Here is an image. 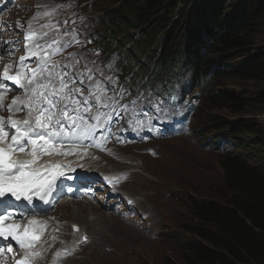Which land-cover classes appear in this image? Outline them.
<instances>
[{"label":"rangeland","instance_id":"obj_1","mask_svg":"<svg viewBox=\"0 0 264 264\" xmlns=\"http://www.w3.org/2000/svg\"><path fill=\"white\" fill-rule=\"evenodd\" d=\"M33 1L34 0H0V44L4 46V50L0 52V55L7 58V60L1 59V63L14 61L16 56L21 54L23 50L21 33L18 32L15 34L13 33V29L18 27V25L21 24V20L29 15V9L25 8L24 4L32 3ZM78 1L80 3L85 0ZM68 2L69 7L77 5L75 0H68ZM118 3L119 0H104L97 6L88 9V14L90 16L87 15L79 19L77 23L87 22V24H93L95 28L98 25L101 26L96 30L88 31L87 34L82 36L76 35V40L69 45L72 52L70 54L79 55V52L82 50H90L96 54L100 62H103V65L111 63L113 58L116 59L115 62L118 64V68L113 71L114 75H119L115 80L111 77L107 80V83L97 84L93 78L87 79L88 84L95 85L98 92L103 94L102 99L97 98L94 102H87L89 108L85 111L90 115V119H87V125H92L91 120L95 115L99 117L101 122L105 120L104 124L107 125L110 117L118 114L120 110L124 111L128 109L115 119L110 120L108 127L100 132L97 147L100 148L104 144L106 146L108 145V147L116 146L119 149L116 152H112L110 157L106 156L102 167L97 169L104 168L106 171H114L119 168H124V165L125 167L127 166L128 162H123V156L126 160L136 159L134 164L135 167L129 169V171L131 173H144L146 176L144 178L146 180L151 179L152 181V179H155L159 182L161 188H154V196L147 200L149 210L154 212L153 217L151 218L149 213L142 214L136 218L133 224L136 227H141L140 238H132L117 243L116 238H112V233H110V228H113L114 225L107 224L102 216V218L97 217L96 219L95 215L78 213L74 206L68 211L69 215L66 211L64 213L61 212L65 217V219L60 217L61 222L65 224L62 233L66 235L69 231L67 225L69 223H75L85 231L80 238H77L78 244L86 242L84 239L85 237L92 238V235L101 237L92 238V240L95 245H101L110 251V256L113 259L112 262L108 264H166V261H177L179 239H188L189 237L184 230V226L192 223L191 216L186 207L188 198H212L217 200L220 192L223 191L222 173L219 164L215 160V157L211 155V151L208 148L202 147L206 140L217 144L218 141H222L223 138L222 135L207 137V133L214 129L216 126L215 123H225L220 129L226 134L228 130L224 128H227L229 124L233 122V119L237 121L240 120L242 124H247V127L254 131L246 135L237 136L235 138V146L231 151L242 155L251 165L255 166L254 163H258L259 166L261 162L262 165L260 169L264 171V114L258 116H232L225 112H217L214 114L205 104V92L203 88L195 89L193 87V80L189 74H177L173 78V81L170 82L165 78L159 83L157 89L151 87L150 80L147 82L148 89L142 87L141 85L144 81L145 74L139 66V63L145 59V54L149 51H153L158 41H162L163 39H158V41L144 46L141 52L134 56L133 51L136 52L138 50L133 45V38L136 39L140 35L138 29L141 28V26L132 27V29L126 33V30L121 27L120 20L105 24L102 23L110 19L108 11L114 8ZM94 19H96V21H94ZM91 28H93V26L89 27V29ZM83 30L84 29L79 28L71 31L70 29H65L63 26L49 32L38 40L36 45L37 51H51L49 48L43 47V44L48 42L51 43L54 48L59 49V44L65 43L67 39L71 38L73 33ZM56 31H61L57 37L54 36ZM257 34L258 35L254 39L255 42H252L251 47L246 49V51L250 52L252 55L258 52V47L261 50L264 48V24L257 29ZM111 52L112 54H110ZM244 52L245 50H243L242 53ZM81 55L82 59H79V62L77 60L76 64H69V69L63 77L67 87L64 88L62 92L60 91L61 78L56 75L57 66H55V64L51 62L43 65L41 62H33L26 65V70L30 72L29 80L32 79L33 70H36L38 66L40 67V71L36 73V78L40 73L43 75L47 73L56 79L55 83L53 81L50 83V85L55 86L57 91V96L54 97L57 101L56 107L52 109L56 116L60 115L59 109L65 106H67L70 113L76 112L85 114V111H78L80 110L79 107H75L72 101L83 100L81 93H85L84 99H90L92 96L97 95L95 91H89L86 89V85H83L85 73L90 71L91 65H89V63L91 57L84 54ZM64 59H71V55L67 58H60L61 61ZM146 67L149 68L148 70L151 69L150 62L146 63ZM103 72L104 71L96 70L93 74L100 75ZM230 83L222 81L221 86H227L229 88L232 84ZM28 84L30 83L28 82ZM246 86L249 88L250 95L248 99H250L251 102L258 98L260 99V94L262 93L261 84H247ZM33 88H35V86H31L27 90L14 91L16 94L15 96L22 99V101L26 96H32L33 98ZM77 88L81 91H70ZM49 90H51V88ZM149 90L150 92L148 93ZM169 90L174 93L168 94L165 100H157V98L161 99L165 97V94L169 92ZM122 97H126L125 101L121 99ZM176 98H178L176 103L172 105ZM153 103L155 104V108L159 104L157 110L155 108H150ZM45 105L47 106L46 103ZM141 106L144 112V115L140 114L142 117H139L130 110L131 108L137 110ZM29 107L31 111L27 110L22 118L33 110L37 111L38 107H43V105L36 106V102L33 101ZM6 108H8V106ZM101 109L104 114L98 112ZM175 115L177 116L176 120L174 123H171ZM8 121L10 122L12 119L10 118ZM128 123L133 124L130 129L132 134L152 133L154 137H157L159 133V138L165 139L163 142L164 144H162L160 148L153 150L143 148L142 154H137L136 151L132 150H123L121 146L126 144L128 140L127 134H122L121 131L123 126ZM10 128L13 127L10 126ZM174 128L180 131L182 138L170 140L172 137L171 133L175 131ZM76 130H80V128L76 127ZM146 139H151V137L145 134L142 140L146 141ZM108 140L110 142H108ZM231 141H234V139ZM256 141L259 142L260 148L255 145ZM57 147L67 148L70 146L57 144L55 148ZM186 148L189 150L187 153L184 151ZM166 150H168L169 153L167 155L165 152ZM251 157H253L252 161ZM255 157H258L259 160ZM181 160L188 161L190 168H187L188 170L186 171L190 172V180L177 175L180 182L177 181L173 186L162 181V179L167 176V168L173 167L174 165L177 166L178 162ZM154 161H157V163ZM85 187L86 195H90L96 201L95 205L98 206L96 209L102 210V213H106L101 208L105 207L107 209V214L112 218H116L114 217L117 216L115 209L109 205L108 199L101 189L98 188L99 192L93 194L91 185H86ZM128 187L129 182L124 185L126 194H128ZM157 197H160L162 202L170 201L173 206L172 214H168L161 210L156 211V209L154 210L150 207L153 206V199ZM136 199L143 200L144 196H136ZM69 201L70 199H62L61 202L66 203ZM99 210L97 213L100 215L101 211ZM52 215V218L55 216L59 218L55 213ZM141 217H145V220L142 221ZM155 224H157L156 228H154ZM88 231L89 233L87 234ZM151 233H153V236H151ZM109 234L111 238H105L109 236ZM67 242L69 243V239ZM68 253H71L69 249H67V254ZM72 253H75V251ZM89 255L90 253L87 251V256ZM61 263L72 264L66 260H63Z\"/></svg>","mask_w":264,"mask_h":264},{"label":"trees","instance_id":"obj_2","mask_svg":"<svg viewBox=\"0 0 264 264\" xmlns=\"http://www.w3.org/2000/svg\"><path fill=\"white\" fill-rule=\"evenodd\" d=\"M121 11L146 28L142 43L150 44L162 35L151 58L158 72L189 71L195 84L207 76L215 83H232L233 88L220 86L215 95L207 92L210 111L264 114V48L258 47L253 55L246 51L264 24V0H119L114 12L108 13ZM247 84L262 85L260 99H248ZM224 129L234 138L254 131L240 120ZM255 145L260 148L258 141ZM218 156L223 191L217 200L188 198L192 223L184 230L189 237L179 239L177 261L166 264H264L262 163L256 167L258 163L251 165L234 152Z\"/></svg>","mask_w":264,"mask_h":264},{"label":"bare ground","instance_id":"obj_3","mask_svg":"<svg viewBox=\"0 0 264 264\" xmlns=\"http://www.w3.org/2000/svg\"><path fill=\"white\" fill-rule=\"evenodd\" d=\"M48 2V0H36V3H38L39 5H41V7ZM40 7V6H39ZM45 8H53V7H48V6H44ZM3 10V9H1ZM43 10V9H42ZM40 11V14H43V11ZM73 12L71 9L68 10V14L69 15V19L71 22H77V19L75 17L72 16ZM31 22V21H29ZM21 30V29H20ZM33 40L28 41L27 45L30 47L33 44ZM64 51H70L71 52V48L68 45H63ZM4 50V46L0 44V52H2ZM32 50V49H31ZM53 52V53H52ZM51 54L49 55V57H53V56H57L56 53L52 50ZM112 54V52L110 53ZM109 54V56H110ZM48 57V58H49ZM1 59H5L7 60L6 57H2L0 55V63H1ZM77 60L79 62V59H67L65 60L63 63L65 66L63 65H55L57 66V74H63L62 78L64 77V75L66 74V71L69 69V64H76ZM116 59H112V62L109 63L108 65H101L103 64V62H100V60L97 58V61H95L93 64H90V71H104L103 73H107L109 71H113L116 70L118 68V64L115 62ZM240 62L239 59L235 60V69L238 68V63ZM103 66V67H101ZM1 68V65H0ZM53 68V67H52ZM22 75H25V73L23 72L22 69L18 70ZM17 71V72H18ZM44 71V70H42ZM13 73H10L8 71V75L10 76ZM60 77V76H59ZM61 78V77H60ZM36 81H38L40 84H49L51 83V81H53L54 83L56 82V79H54L51 75L49 74H38ZM9 82L8 80H5L3 78H0V94L5 96L3 101H0V126H2L4 129L7 130L6 134L3 135L2 140L0 141V149H4L5 151L8 148H11L9 145V140L10 138H12V136L15 134L14 131H9L10 126H6V123L8 122L9 117H13L15 119H17L18 117L20 118V124L19 126L22 124L23 121H29L31 124V128L37 132L41 131L40 129L37 128L36 123H35V117L37 115V111H32L29 112L28 115L24 118H22L23 114L25 112H27V110H31L30 107H27V99L26 101H22V99L15 97L14 99H10L11 97V93H13V88L11 85H8ZM65 82V80H64ZM35 85V83H34ZM222 85V81H217L216 83L209 77H205L203 79H200L199 81L196 82L195 84V89H199V88H203V89H208L212 91V95H215V93L219 90V87ZM10 86V87H8ZM4 87V88H3ZM233 88V86H230ZM3 88V89H2ZM236 92L239 91V89L235 90ZM99 97L102 96V94L98 95ZM94 99V98H93ZM194 99V98H192ZM16 101L15 104L13 103V101ZM30 100H33L32 96H30ZM86 99H84L83 102L86 103L87 105V101H85ZM196 101V99H195ZM20 103H22L20 105ZM3 105H5L6 107L8 106V108H6V112L5 113H1V110L3 109ZM20 105V106H19ZM11 106V108H10ZM43 107H47L45 104H43ZM88 109V105L87 108L84 110ZM213 113L215 114L216 112L213 111ZM74 116H77V114H75ZM176 115L175 118L173 119V121L171 123H174V121L176 120ZM93 125L92 127L94 128V132L92 133H88L85 134L84 136L80 137L81 132L76 131L75 130V126H72L70 124V122L68 120L62 121L63 125L65 126L64 129V133L63 135L60 137V140L62 141V143H56L57 144H63V145H69V146H73L74 143H78L80 145V157L81 160L79 163L74 162L69 156H67V154L65 153V150H60V148H54L51 151H49L50 146H46L45 150H43L44 147L38 149L35 154H33V145L29 146V149L27 152V154L25 155V157H23L21 155V151L18 150L19 145L17 146V149L15 150L14 154H13V158L9 157L10 160L15 161V162H21V161H33L35 160V163L30 165V170L31 168H33L34 170L37 169V167L35 166L36 163H41L43 165H53L54 167V172L59 173L60 171H70V170H74L75 168H85L87 171L86 173L82 172L83 175L85 176H89L91 178L92 181H94V184L91 185V190L93 192V194L99 192V189H101V191L103 192V194L107 197L108 199V203L110 206H112L116 213L117 216H114L116 218H112L110 215L107 214V209L105 207H103L104 211L106 213H102V210L96 209L95 208V203L96 201L92 198V197H86L84 194H78V196L76 197V199H73L72 202L66 203V204H59L56 207H54L52 210H54V213L56 215L59 216L62 219H65V217L62 215V213H64L65 211L68 213L70 206H74V208L77 210L78 213H82V214H87L89 213L90 215H95L96 219L97 217H104V221L107 224H112L114 225L113 228H110V233H112V238H116L117 243L122 242V241H127L130 240L132 238H140L141 232L140 229L141 227H136L134 224L136 218L142 214H146L149 213L151 218L153 217V213L152 211L149 210L148 206H147V200L152 198L154 196V188H161V186H159V182H157L155 179H151L150 180H146L144 177L145 174L144 173H136V172H130L129 169L134 168V164H135V160L136 159H127L123 156V162L127 161V166L124 168H119L116 169L114 171H106L104 168L101 169H97L99 167H102L103 161L105 160L106 156H111L112 152H116L118 151V147L116 146H110L108 147V145H102L100 148L97 147V144L99 143V140H97L96 138L94 139L95 141L92 142L90 141L88 138L92 139L96 136L100 135V132H102L104 129H106L108 127V123L107 125L104 124V121L101 122L98 118L97 115H95L93 117ZM13 121V120H12ZM53 128H57L58 126L55 124V122L53 123ZM224 124L225 123H221ZM223 125V126H224ZM23 126H25L23 124ZM21 128H24V127ZM133 126L132 123H128L126 125L123 126V129L121 131L122 134H127V140L128 142L124 145H122V149L123 150H132V151H136L137 154H142V149L143 148H147L148 150H153V149H158L161 147L162 144H164L163 142L165 141V139L159 138V133L157 137H154V134L152 133H139V134H132L130 129ZM221 127V126H220ZM219 126H215L214 129L212 131H209L207 134V137H211L212 135H222V142L218 145H221L222 149H225L224 151L226 152H232L231 150L234 148L235 146V138L230 135V134H226L224 131H222L220 129ZM174 132L171 133V138L172 139H178V138H182V134L180 133V131L176 128H174ZM120 133V134H121ZM228 133V131H227ZM145 134L148 135L149 137H151V139H146L142 140L143 137H145ZM232 139H234V141H231ZM207 141V140H206ZM204 142V144L202 145V147L204 148H208L211 151V155L215 157V160L218 162V158H219V154L221 152H218V149L216 148V144H214L213 142L207 141ZM229 141V142H228ZM25 146L28 144L27 141H23L22 142ZM111 144V143H109ZM6 145V146H5ZM138 145V146H137ZM13 147V144H12ZM12 150V149H11ZM31 150V151H29ZM185 153L189 152V150L186 148V150H184ZM7 152V151H6ZM166 155L169 154L168 150L165 151ZM8 153V152H7ZM223 153V152H222ZM253 157L251 158L252 161ZM155 163H157V161H154ZM259 167V166H257ZM187 168H190L188 165V161L187 160H181L178 162L177 166H173V167H168L167 168V176L165 178L162 179V181L171 184L172 186L175 185V183L178 181L180 182L179 177H183L184 179L190 180L189 179V171ZM72 172H65L64 175H62V177H65V175H69ZM179 177H178V176ZM184 175V176H182ZM59 175L57 176V179L52 187V190L55 191V196L53 197V199H51V203L55 202V199L62 197V194L65 193V190L62 192H59V188L62 186V182L59 179ZM83 180V178L81 179ZM80 180V181H81ZM72 181V180H71ZM129 182V187L127 189L128 194L125 193L124 191V185L125 183ZM84 183H81V185H83ZM72 185V182H69L67 187H70ZM70 192V190H67V194ZM32 198L36 197L37 194L36 193H31ZM136 196H144L143 200H138L136 199ZM5 200H11L13 197L11 196L10 193H6L5 197H3ZM25 200V199H24ZM105 203V201H104ZM23 204L22 202H19L18 205ZM24 204H28V205H33L35 204V211L36 213L39 215V212H47V208H45V204L44 203H37V202H31L29 203L26 200V203ZM104 205V204H103ZM150 206V205H149ZM18 207V206H16ZM24 207V205H23ZM65 207H67L65 209ZM152 207L154 210H161L164 212H167L168 214H172L173 213V206L172 204L169 202H162L160 197H157L155 199H153V206ZM17 208H9L8 210L10 211H14ZM101 211L100 215L97 213V211ZM62 212V213H61ZM69 215V213H68ZM101 217V218H102ZM119 218V219H117ZM94 220V218H93ZM20 222H23L26 224V228L28 229H41L42 233H45L46 231H49L52 227L51 226H46L43 223H39V224H30L29 221L26 220H21ZM54 224V223H52ZM75 223H71L70 225L72 226ZM55 225V224H54ZM52 225V226H54ZM58 226L57 228H64L65 224L63 222H58ZM116 226V227H115ZM157 224L154 225V228H156ZM146 228V227H144ZM119 230V231H118ZM85 231L81 230L80 232H71L68 231V235L71 238H74V240L78 243L77 238H80L81 235L84 233ZM89 233V231L87 232V234ZM151 236H153V233H151ZM62 241L64 243H67V241L64 240V238L67 237H61ZM92 238H101L98 236H94L92 235ZM92 238L88 237L86 239V242L84 243H80V244H76L73 243V247H74V251L75 253H68L67 254V259L66 261H69L72 264H108L112 262V257L110 256V251L107 250L106 248L102 247L101 245H95ZM105 238H111L110 234L109 236L105 237ZM66 249H69V244L66 245ZM87 251L90 253L89 256H87ZM116 254V253H113ZM120 255V254H119ZM138 255V254H137ZM30 261V259H28V262Z\"/></svg>","mask_w":264,"mask_h":264},{"label":"snow or ice","instance_id":"obj_4","mask_svg":"<svg viewBox=\"0 0 264 264\" xmlns=\"http://www.w3.org/2000/svg\"><path fill=\"white\" fill-rule=\"evenodd\" d=\"M46 27V26H45ZM26 40L33 39V34L31 32L27 33L25 36ZM27 47V46H26ZM25 57H21V66ZM41 63H46L42 58ZM40 71V67L36 70H33L32 79L29 80L30 84L35 83V88H33V100H30L29 103L32 104L33 101L36 102V106L47 104V107H38L37 115L35 117V123L38 129L41 131L37 132L31 128L29 121H24V128L19 127L20 122L10 121V126L16 128V133L12 136L13 148L19 151H23L25 145L23 141H27L28 144L33 145V154L42 148L48 145H51L53 148L56 143H62L60 137L64 133V125L62 121L68 120L72 126L80 127L83 124V117L79 116H70L67 106L62 109H59L60 115L52 111L56 107L57 101L54 97L57 96V91L54 85L49 84H40L36 81V73ZM21 73L18 71L16 76H9L8 69H5L3 74V79L13 80L14 82L20 84ZM61 77L60 81V91L62 92L64 88L67 87V84L64 82L62 75L56 74ZM21 86H23L21 84ZM51 88V90H49ZM70 91H81L79 88L72 89ZM15 100L13 103L15 104ZM73 104L78 105L80 101H72ZM11 108V106H10ZM31 111V110H30ZM53 121L58 126L53 128ZM7 130L0 126V139L3 138V135L6 134ZM71 154V150L69 153ZM35 163L33 161H21L15 162L9 159V154L4 150L0 149V200L5 197L6 193H10L12 197H15L16 200L23 199L27 200L29 203L32 202L31 193H36L39 196V199L45 200L46 195L52 190V187L57 179V176H62L64 173L60 172H51L49 174H42L39 171L30 170V165ZM12 207L10 201L0 202V238L8 240L11 238L12 241H15L20 248L26 247V240L36 239L34 229L26 228L23 234H20L16 231L19 227L14 224H6L5 221L9 220L14 213L9 212L8 209ZM30 224H37L36 221H30ZM75 229V226H73ZM78 230V229H75ZM86 241V237L84 238ZM30 246V245H27ZM8 250L11 251V245L8 246ZM18 264H28V260L18 262Z\"/></svg>","mask_w":264,"mask_h":264}]
</instances>
